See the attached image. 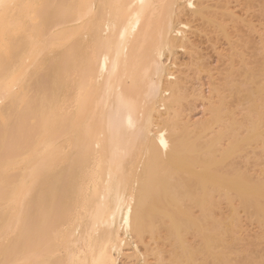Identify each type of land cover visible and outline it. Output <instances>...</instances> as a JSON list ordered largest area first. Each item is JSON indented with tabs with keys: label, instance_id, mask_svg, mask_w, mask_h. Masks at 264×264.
<instances>
[{
	"label": "bare ground",
	"instance_id": "1",
	"mask_svg": "<svg viewBox=\"0 0 264 264\" xmlns=\"http://www.w3.org/2000/svg\"><path fill=\"white\" fill-rule=\"evenodd\" d=\"M212 1L237 16L221 0H143L176 6L143 12L141 0H16L49 6L0 20L16 35L19 58L40 41L49 68L75 76L77 64L86 67L93 94L83 109L68 87L0 103V257L11 241L17 251L38 250L56 264L264 258L261 68L246 69L257 86L245 96L241 119L226 99L214 101L220 91L211 98L222 108L216 119L210 121L209 104L198 123L183 107L200 94L185 88L176 50L194 59L202 43L185 14L224 32ZM226 86L246 94L234 80ZM229 128L233 137L251 129L235 151L224 139ZM248 151L252 156L243 157ZM253 156L263 161L256 174L247 168ZM238 210L259 224L254 241L241 234ZM163 234L167 248L158 244Z\"/></svg>",
	"mask_w": 264,
	"mask_h": 264
},
{
	"label": "snow or ice",
	"instance_id": "2",
	"mask_svg": "<svg viewBox=\"0 0 264 264\" xmlns=\"http://www.w3.org/2000/svg\"><path fill=\"white\" fill-rule=\"evenodd\" d=\"M47 7L49 6L41 3L18 4L16 0H0V20H7L10 15L25 9L35 16ZM132 7L135 9L137 6L133 5ZM138 7L143 12L145 8L166 7L172 9L176 6L146 5L141 0ZM189 7L194 6L189 5ZM241 7L251 6L242 5ZM261 11L264 13V0H261ZM16 39V35L8 27L0 28V103L6 101L24 102L28 101L33 95L39 100L42 97L46 98L49 90L54 95L57 89L68 87L75 96L76 106L80 109L87 107L89 99L93 94V89L88 82L86 67L77 64L74 69L75 76L69 72L61 71L58 67L49 68V50L47 45L35 39L32 40L27 50V59L22 60L19 58L15 48ZM234 55L235 53L229 54L228 44L226 43L224 48L218 52V58H214L216 59L217 66L213 70V75L216 71H219L223 73L226 81L230 83L236 76ZM209 63L211 62L209 61ZM204 66L206 67L207 65ZM261 74L262 79H264V65L261 67ZM221 90L222 88L219 85L215 90H211L212 97H215ZM208 111L211 121V119L218 118L217 114L222 111V108L214 106L210 99ZM254 115L253 113V117ZM8 124L9 121L6 119L5 126L7 127ZM260 134L262 140H264V98H262L261 103ZM249 135H251V129H241L239 135L233 137L232 130L229 128L224 139L229 141L231 150L235 151L241 146L243 139ZM222 143L223 140L221 141V145ZM225 227H228V225H225ZM0 264H56V262L40 255L38 250L26 249L23 252H19L11 241H6L4 255L0 257ZM145 264H148V262L145 261ZM159 264H213V262L211 260L193 261L176 259L172 261L161 260ZM228 264H233V262L229 261ZM235 264H264V258L259 261L251 259L236 261Z\"/></svg>",
	"mask_w": 264,
	"mask_h": 264
},
{
	"label": "rangeland",
	"instance_id": "3",
	"mask_svg": "<svg viewBox=\"0 0 264 264\" xmlns=\"http://www.w3.org/2000/svg\"><path fill=\"white\" fill-rule=\"evenodd\" d=\"M221 1H230L229 6L237 15L233 18L229 13H226L225 10L218 8L219 5L215 2H211L214 6L212 11L217 13L221 18L219 19V23L225 28V31L223 32L216 26H210L199 17H194L192 15L190 18L189 15L185 14V19H189L191 25L198 33V37L195 38V40H197V43L202 42L200 45L201 52L195 54L194 59H192L187 51L181 48L176 50V56L180 59L179 64L185 65V67L182 68L184 72L183 78H185L183 83H187L188 87L184 85L185 88L189 93L196 90V92L200 94L199 97L192 96L183 103V107L186 110L185 114L189 116L192 122L196 123L206 119L209 100L212 98L211 90H214L218 85L222 90L219 92V98L216 97L214 101L218 103L220 99H226L227 107L230 108L232 112L236 113L238 119H241L242 115L245 113L243 110L246 106L245 96L248 95L250 91H255L257 86L255 83H251L250 78H247L246 69H260L264 60L261 52L264 47V13L261 11V0ZM242 5H250L251 7L242 8ZM226 43L228 44L229 54L233 53V49L236 52L233 57L236 76L232 80L241 84L246 94L240 95L231 93L230 89L226 86L227 81L221 82L222 78H225L223 73L216 71L213 75V70L217 66L216 59L214 58H218V52L224 48ZM209 61L211 63H209ZM198 65L202 66L199 67ZM204 65L207 66L205 67ZM260 148L261 146L258 147V150ZM256 152L259 157H262L260 151ZM247 154L252 156V151L246 152L243 154V157H246ZM243 161L244 159L241 160L242 164ZM262 162L263 161H258V158L253 156L247 168L253 174H256V172L263 167ZM222 210L226 216L230 215V208L226 204L222 205ZM238 211L241 234L247 238L248 242L254 241L255 237L261 234L259 224L254 220H250L243 211ZM158 244L161 248H167L165 234L162 235Z\"/></svg>",
	"mask_w": 264,
	"mask_h": 264
}]
</instances>
